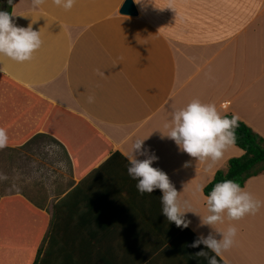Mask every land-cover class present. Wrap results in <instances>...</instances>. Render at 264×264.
Instances as JSON below:
<instances>
[{"label": "crops", "instance_id": "0c3cea01", "mask_svg": "<svg viewBox=\"0 0 264 264\" xmlns=\"http://www.w3.org/2000/svg\"><path fill=\"white\" fill-rule=\"evenodd\" d=\"M132 1L135 15L119 12L124 0H77L70 11L51 0L38 8L13 0V22L31 23L43 45L24 63L0 57V73L84 119L101 146L108 142L127 162L134 142L145 139L158 157L152 166L190 204V226L168 222L160 190L141 194L125 161L100 168L109 154L93 161V146L77 154L89 140L62 134L75 161H84L75 173L73 154L40 130L0 149V202L12 198L0 205V264L32 262L39 248L41 264H208L196 253H214L190 245L210 233L219 240L217 231L229 226L237 228L235 242L218 264H264V171L241 187L261 201L254 215L228 221L225 214L223 224L202 226L207 196L196 186L242 150L230 146L209 167L181 151L165 127L198 99L264 138V0H175L174 9L167 0ZM10 123L4 129L17 137L19 124ZM92 161L93 173H83Z\"/></svg>", "mask_w": 264, "mask_h": 264}, {"label": "clouds", "instance_id": "9594fccd", "mask_svg": "<svg viewBox=\"0 0 264 264\" xmlns=\"http://www.w3.org/2000/svg\"><path fill=\"white\" fill-rule=\"evenodd\" d=\"M57 8L70 11L77 0H51ZM140 3L141 0H135ZM175 0H167L166 8H173ZM47 0H32V7H42ZM9 6L13 0H7ZM13 14L0 10V57H6L17 63L31 61L33 54L43 45L40 32L33 30L30 23L26 28L18 27L13 22ZM26 17V16H24ZM239 117L231 118L222 116L215 104H204L198 99L192 100L187 106L174 111L170 123L165 124L169 129L168 138L172 139L181 151L194 158L196 161H211L209 167L223 158L224 152L236 142L235 130L238 128ZM145 139H137L130 154L126 153L128 160L127 173L138 181L136 187L141 193L151 194L159 189L162 193V214L176 227L187 229L191 221L185 218L190 210L188 201H181L179 193L166 173L153 167L158 160L155 154L143 147ZM8 136L4 128H0V149L7 146ZM138 156H145L141 160ZM191 161L184 167H190ZM205 185H197L195 192L203 193ZM208 215L202 217L201 225L213 227L223 224L225 214L228 221H238L248 214L254 215L261 207V201L255 199L250 193L244 191L233 180H223L216 183L206 197ZM221 239H216L213 234L207 237L198 236L190 245L198 248L204 245L205 249L214 253L209 256L208 251L201 250L196 253L199 257L208 260V264H218L217 257L228 251L235 242L237 228L229 226L226 231H217Z\"/></svg>", "mask_w": 264, "mask_h": 264}, {"label": "trees", "instance_id": "16d2710c", "mask_svg": "<svg viewBox=\"0 0 264 264\" xmlns=\"http://www.w3.org/2000/svg\"><path fill=\"white\" fill-rule=\"evenodd\" d=\"M0 10L11 13V6L7 4V0H0ZM0 116L3 128L11 124L10 122H12V125L17 122L20 127L17 132L20 133L17 137H13L14 132L12 133V130L7 131V144H20L42 130L47 136L66 146L71 155L73 154L75 173L78 172V166L84 161H75L76 153H72L74 148L67 144L62 134H68L71 137L70 139L89 140L87 145H76L78 148L82 146L77 151V154L84 151L86 146H93V152H99L97 159L95 158L93 161L100 160L104 155L109 154L102 164L99 165L100 168L108 161L122 160L128 164L120 153L112 151L111 145L108 142H105L103 147L101 146L100 142L94 137H97L100 141H103V139L84 119L52 105L49 101L22 87L2 73H0ZM222 116L231 118L233 115L228 113ZM67 125H69V131L64 129ZM238 125V128L235 130L236 142L234 145L242 150V154L238 157L229 158L225 167L218 169L214 173L212 180L205 185L203 191L205 196L210 193L213 186L218 182L228 179L237 182L243 187L248 178L264 171V138L240 120H238ZM73 131H76V134H72L71 132ZM90 133H93V137H89ZM93 161L83 166L81 171L86 174L93 173ZM13 199L21 201L23 205H28L21 198ZM10 200L12 198L1 200V207ZM41 232L40 230L38 238H40ZM39 253L40 248L37 250L36 258L32 262L15 264H41L38 260Z\"/></svg>", "mask_w": 264, "mask_h": 264}, {"label": "water", "instance_id": "95a60500", "mask_svg": "<svg viewBox=\"0 0 264 264\" xmlns=\"http://www.w3.org/2000/svg\"><path fill=\"white\" fill-rule=\"evenodd\" d=\"M119 12L128 15H135L137 11L132 0H124Z\"/></svg>", "mask_w": 264, "mask_h": 264}]
</instances>
